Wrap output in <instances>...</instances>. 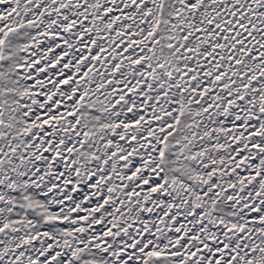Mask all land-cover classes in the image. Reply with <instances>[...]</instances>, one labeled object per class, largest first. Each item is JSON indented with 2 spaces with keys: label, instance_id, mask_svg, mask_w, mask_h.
I'll list each match as a JSON object with an SVG mask.
<instances>
[{
  "label": "snow or ice",
  "instance_id": "snow-or-ice-1",
  "mask_svg": "<svg viewBox=\"0 0 264 264\" xmlns=\"http://www.w3.org/2000/svg\"><path fill=\"white\" fill-rule=\"evenodd\" d=\"M0 264H264V0H0Z\"/></svg>",
  "mask_w": 264,
  "mask_h": 264
}]
</instances>
